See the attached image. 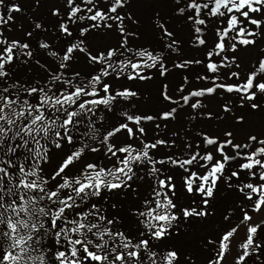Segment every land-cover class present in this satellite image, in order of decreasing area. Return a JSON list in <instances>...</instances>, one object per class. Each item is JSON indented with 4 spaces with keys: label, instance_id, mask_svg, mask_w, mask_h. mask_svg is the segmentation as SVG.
Instances as JSON below:
<instances>
[{
    "label": "snow or ice",
    "instance_id": "1",
    "mask_svg": "<svg viewBox=\"0 0 264 264\" xmlns=\"http://www.w3.org/2000/svg\"><path fill=\"white\" fill-rule=\"evenodd\" d=\"M32 3L34 10L39 9L42 0ZM138 8L150 11L154 35L172 53L181 50L182 41L175 29L170 30L172 25L164 8L171 9L168 15L174 19L191 22L197 47L208 43L204 30L212 23L214 40L213 47L207 50L206 69L213 75L196 76L197 80H210L212 86L183 95L182 85V95L176 100L169 95L168 85L163 84L162 99L177 107L155 115L125 112L127 122L100 133L97 123L102 128L104 116L97 112L101 105L111 111L118 97L140 99L130 88L114 89L107 78L114 75L117 80L123 76L130 81H146L152 76L145 74V69L157 68L161 77L169 71L160 52L146 46H129L145 35L143 14L137 13ZM14 12H22L19 3L0 0V264H197L178 246L180 224L194 227L200 218L211 216L212 202L225 185L251 201L252 212L258 213L264 207V139L260 138L264 132L257 135L252 131L254 118L264 122V48L260 49L257 63L242 76V49L238 47L256 46L257 38L264 34V0H59L47 6L49 17L55 20L51 29L38 22L39 17L31 21L30 30L24 31L21 25L25 38L33 37L37 31L51 30L53 38L66 42L61 56L51 50L53 45L40 39L39 48L49 50L48 55L58 61V70L50 71L39 59L34 60L48 74L44 83L10 76L14 63L28 65L34 59L28 39L10 40L4 34V26L15 22ZM85 21L90 23L85 26ZM74 26L78 36L73 35ZM109 35L115 37V44L105 43ZM225 51L231 57L222 56ZM214 56L221 57L219 63L212 59ZM76 58L91 66L92 72L85 74L87 79L79 71L71 76L65 74L69 62ZM201 63L200 59L181 58L173 67L185 69ZM233 65L236 70H232ZM220 69H227L223 75L232 82H217L221 80ZM184 81L186 84L188 78L184 77ZM218 89L238 94V106L228 97L227 101L221 100L219 111L208 109L203 98L215 96ZM193 98L195 102H191ZM186 105L198 110L191 116L193 120L197 116L216 122L227 118L231 126L218 133L198 132L203 151L199 142L194 146L185 140L181 155L166 152L157 159L159 153L153 155L150 150L158 146L171 150L177 141L148 142L141 125L175 120L177 109ZM155 127L159 129L160 123ZM121 132H126L129 140H138L140 146H117L112 138ZM94 144L104 147L108 165L88 161L87 154L100 152ZM209 146H213L211 150ZM231 162H235V170ZM166 166L187 174L179 187L173 182V175L165 171ZM195 166L203 169V174L194 171ZM138 170L143 174H138ZM242 172L251 179L258 177V182L243 183ZM142 181L151 187V198L139 192ZM182 195L190 198L187 207L180 203ZM93 198L104 200L108 207L98 206L99 200L90 203ZM241 211L240 224L224 232L218 238V246L207 241L213 245L207 264H222L231 238L241 224L252 220L248 211ZM128 221L142 225V230L126 234L121 229ZM260 227V223H248L235 264H246L249 258L264 264V244L257 239Z\"/></svg>",
    "mask_w": 264,
    "mask_h": 264
},
{
    "label": "bare ground",
    "instance_id": "2",
    "mask_svg": "<svg viewBox=\"0 0 264 264\" xmlns=\"http://www.w3.org/2000/svg\"><path fill=\"white\" fill-rule=\"evenodd\" d=\"M6 3H9L10 0H5ZM14 2L19 3L22 8V12L13 13L14 23L9 22L8 25L4 26L5 36L11 39H21V42H25V39H28L32 50H33V60H29L28 65H21L19 62L14 63L12 67V71L10 72V76L15 79V77L19 76L22 81H40V83H44L48 78V74L34 63L35 59H39L41 64H45L50 71L58 70V61L56 58L48 55L49 50L39 48L40 39H44L47 43L53 45L51 50L59 52L62 56L63 51L61 49L66 47V42L60 38H53V31H49L48 33H40L39 31L33 34L31 38H25L24 32L21 30V25H23L24 31L30 30L31 21L36 20L39 17V21L41 23H45L50 29L51 26L55 23L54 18L49 17L47 13V6L52 3H58L59 0H42L41 7L39 9L33 8L32 0H14ZM79 2V0H78ZM160 7H164L160 5ZM6 12V10H4ZM164 13L166 14V18L171 22L172 27L170 30L175 29L176 33H178L182 46L181 50L178 53H172L169 50L163 48V41H159L158 37H156L151 28V22L149 20L150 11L146 12L144 8H138L137 13L143 14V23L142 27L144 29L145 35L141 40L137 41L135 44H129L130 47H149L155 52H160L164 57V63L168 67L169 71L166 76L161 77L158 73L157 68L145 69V74L151 75V80L141 81L139 79L135 81L127 80L126 77H121L120 79H115L114 75L110 80L113 82L112 86L114 89L123 90V88L127 87L133 91H136L140 99L130 98L127 100H123L121 98H117L116 101L112 103L111 111H108L104 106H100L97 112V115H103V127H100V122L97 123V127L100 129V133H103L105 129L111 130L114 126H118L119 123L127 122L123 113L127 112L129 115H143L145 113L150 115H155L156 112L160 110H168L169 107H177L175 104L169 105L168 101L162 99L160 92L163 84L168 85V93L173 97V99L179 100L182 93L179 92V88L183 85L185 91L183 95H187L189 91L195 90L204 86H212L211 81L205 80H197L196 76H211L213 74L209 73L206 69V64L208 63L207 59V50L213 47L214 40V29L212 23H209L208 28L204 30V38L208 43L202 46H195L193 41L195 39V33L192 31L191 22L182 21L179 19H174L172 15H168L171 11L170 8H164ZM215 18H213L214 20ZM79 23V22H78ZM90 23L89 21H85V26ZM115 27V26H114ZM11 31H8V29ZM73 35L78 36L77 27H73ZM97 41L93 39V44ZM115 37L109 35L105 43L115 44ZM87 43V42H86ZM242 50L239 53V61L241 62L242 76L243 73H246L249 68L257 63V58L261 55L260 49L264 48V34H261L257 38L256 46H249L247 49H243L242 46H238ZM82 55V54H81ZM228 55L231 57V53L225 51L221 54ZM200 59L202 61L201 64H192L189 65L185 69H180L173 67L174 63H179L180 59ZM21 59H26L25 57H21ZM215 62L219 63L221 57L214 56L212 58ZM97 70L99 65L96 66ZM236 70L233 65V69ZM74 71H79L81 73V77L87 79L86 73L92 72L91 66H89L84 59L76 58L69 62V68L65 70V74L71 76ZM227 69H220L221 80L219 82H232L228 81L227 77L223 75ZM95 74V73H92ZM184 77L188 78L187 83L185 84ZM107 78V82H108ZM235 80V78H233ZM103 95V93H101ZM228 97H231V103L233 105L239 104V96L236 93H225L222 90H217V94L213 97H205L203 98L206 107L212 111H219L221 100H228ZM147 98V102L145 101ZM196 98H193L191 102H195ZM190 102V103H191ZM182 103V101H181ZM244 109H241L243 111ZM178 115L175 120L171 121H149L146 122L145 130L146 136L144 139L148 142H154L155 139H175L177 141L176 146L172 147L171 150L164 146H158L155 150H150V154L156 155V158H163L164 154L168 152L169 154L174 153L175 155H181L183 151V144L185 140L195 143H200V150L203 151L204 145L202 141H200L197 137L198 132H207L209 134L213 132H220L226 126H231V121L227 118L222 122L209 121L207 119H203L200 116H197L195 120L191 119V116L195 115L196 111L190 108V106L186 105L183 109H177ZM233 111H236V107L233 108ZM95 119V117L93 118ZM160 123V128L156 129L155 124ZM145 124V123H144ZM168 126L165 127L164 125ZM135 126L131 122H129V126ZM135 130V128H134ZM80 131H84L83 128ZM253 134L259 135L261 132H264V122H262L259 118H254V123L252 125ZM178 133L177 136H173V133ZM261 139H264V135H260ZM113 141L117 143V146H121L126 143H134V146L139 147L138 140H129L126 132L117 133L115 137L112 138ZM247 142V141H245ZM100 147L99 153H89L86 158L89 162H102L105 165H108L110 162L104 155V147L102 145H93ZM213 146H209V150H211ZM254 147H258V145H254ZM226 151H229L226 149ZM231 154V153H229ZM214 155H218L214 153ZM115 158L113 157V160ZM233 168L235 170L236 164L235 162H231ZM159 167V165H157ZM194 171H197L203 174V169H200L198 166L193 168ZM166 172H170L173 175V182L177 184L179 187L183 183L184 175L183 170L174 169L171 166H166ZM138 174H143L142 171L138 170ZM227 169L225 171V175H227ZM59 179V178H58ZM147 180V177H145ZM223 177H221V181ZM240 180L243 183H257L258 177L256 179H251L244 172L241 173ZM233 183H236V178H233ZM139 192L143 193L144 197H150V193L152 191L151 187L145 182H139ZM218 188H220V183L218 182ZM103 195V193H102ZM171 195V194H170ZM143 199V197H141ZM255 199V197H254ZM99 200V205L104 208L108 207V203L100 198H93L91 202H96ZM112 197L108 198V201L111 202ZM189 197L184 195L180 198V203L185 207L189 205ZM251 201H248L243 197V194L239 193L238 190L228 189L225 185L219 193L218 197H215L212 202V212L213 214L207 218H200L194 227L190 226L189 223L180 224V232L181 237L178 241V246L183 248L184 251L193 257L197 261V264H207V254L209 249H213V245H208L207 241L212 240L216 242V246L219 244V237L229 230L232 227H235L237 224H240V221L243 218V212L241 208L248 213L251 211ZM225 216L229 218L227 220L224 219ZM181 219H183L181 217ZM259 220V221H258ZM261 224V227L257 234V239L264 244V218L258 217L253 222ZM122 224H125V221H121ZM178 223V222H174ZM247 226L246 224H241L238 229L239 233L234 234L231 238L230 247L236 246L237 243L243 242L247 236ZM143 226L138 224H132L131 221H128L124 228L127 234L128 231H137L138 229L142 230ZM246 233V234H245ZM235 241V244H234ZM177 241L174 239L173 243ZM159 243V242H156ZM232 245V246H231ZM203 246V247H202ZM163 248V245H161ZM161 248L156 249V251H160ZM242 251V250H241ZM240 251V252H241ZM261 260H264V256L261 257ZM246 264H256L254 259L249 258L246 261Z\"/></svg>",
    "mask_w": 264,
    "mask_h": 264
},
{
    "label": "rangeland",
    "instance_id": "3",
    "mask_svg": "<svg viewBox=\"0 0 264 264\" xmlns=\"http://www.w3.org/2000/svg\"><path fill=\"white\" fill-rule=\"evenodd\" d=\"M145 125H146V123H145ZM144 125V126H145ZM143 126V127H144ZM130 127H133V128H135V126H133V125H131ZM249 215H251L252 216V220L250 221V222H247V223H250V224H256L258 221H256V222H253L256 218H258V217H262V218H264V207H262L261 208V210H260V212H258V213H256V212H250L249 213ZM239 231H241L240 229H238L237 230V232L236 233H239ZM235 233V234H236ZM246 233H247V231H246ZM245 233V234H246ZM240 234V233H239ZM241 242H239V243H237V245L234 247V246H232V248L230 247L229 248V251H228V253H226V258H225V260L222 262V264H235V257L240 253V251H241V249L239 248V244H240ZM234 244H235V241H234Z\"/></svg>",
    "mask_w": 264,
    "mask_h": 264
}]
</instances>
